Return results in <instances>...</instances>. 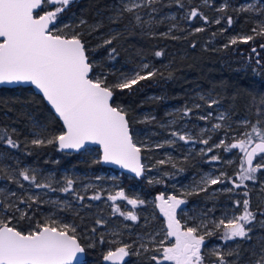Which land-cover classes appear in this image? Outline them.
Masks as SVG:
<instances>
[{
	"label": "snow or ice",
	"instance_id": "snow-or-ice-1",
	"mask_svg": "<svg viewBox=\"0 0 264 264\" xmlns=\"http://www.w3.org/2000/svg\"><path fill=\"white\" fill-rule=\"evenodd\" d=\"M144 2L151 4L153 0H144ZM68 3L69 0H0V84L30 83L34 85L62 119L65 127L62 134L47 141L34 139L31 141L33 145L57 142L60 149H80L88 143L98 144L102 146L104 162L130 169L139 176L145 170L144 164L141 163V147H138L137 142L133 140L127 112L119 105L114 106L113 89H131L140 81L155 76L156 71L150 70L144 74L137 71L115 85L107 84L106 77L101 78L93 72L94 65L89 62L85 43L82 42L79 34L68 38L59 34V30L55 27L58 13L63 11V6ZM45 4L55 5L54 10L43 11V14L37 11L42 10ZM141 6L140 3H135L127 7L126 11L132 12ZM253 7L249 5L243 10L251 11ZM188 15L189 18L200 15L207 21V17L197 9H192ZM136 20L139 22L141 17L137 15ZM215 23L219 24L220 20H216ZM227 24L229 26L232 24L231 17L227 18ZM196 31H203V29L197 28ZM252 31L256 35L264 36V26H261L260 31L256 28ZM239 39L247 43L253 40L254 36L249 35ZM105 43L111 44L112 40L109 39ZM230 43L236 44L237 38L231 39ZM261 47L264 48V45ZM252 51L255 52L256 49L253 48ZM112 52H115V48ZM155 55L159 57L163 53L157 51ZM142 68L148 69L149 65L144 64ZM189 111L191 110H186L185 114ZM206 118L201 117V119ZM250 123L245 122V124ZM259 124V121L251 124V130L246 131L241 139L226 146L229 151L238 149L243 154L241 171L238 173L239 183L233 181L236 188L241 187L244 181L255 180V173L264 168V128L258 127ZM214 127L220 128L221 125L216 124ZM171 135L185 143L192 140L190 136L179 132H172ZM7 143L13 148L18 147V144L10 138L7 139ZM168 143L171 144L174 141H168ZM200 143L208 144V140H201ZM161 146L157 145V147ZM221 146H225L224 141L214 147ZM207 151L211 152L213 148L209 147ZM257 156L260 157L261 162L254 166L253 160ZM211 159L219 160L220 157L214 155ZM167 162L158 161L159 164ZM20 175L23 180L31 181L36 188L56 191L51 184L36 183V176L29 175L28 170L22 171ZM223 175L226 174L222 173L221 176ZM204 183L215 185L221 183V179L209 177ZM20 186L23 187V185ZM60 190L65 193L73 191V181L68 179L65 187ZM199 190L207 189L201 187ZM12 195L15 196L16 193L13 192ZM76 198L79 201L84 200V196L79 194H76ZM100 198L98 194L90 197L94 200ZM108 199L113 202L124 199L133 207L144 204L143 200L129 199L123 191L110 195ZM38 200V196H29L26 200L18 198L19 204H25L29 208ZM157 200L159 211L166 218L164 238L156 241V236H151L150 240L156 245L152 249L146 244L140 245L145 252L159 253L150 257L156 264H165V262L204 264L202 247L205 236L213 235L214 230L223 226V240L246 238L251 232V228L246 225H250L256 219V213L250 210L249 200L245 199L242 214L232 217L227 223L223 219L218 223L212 222L214 230L209 229L203 222L198 226H187L182 225L181 220L177 219V209L186 203L184 199H179L176 195L167 198L160 195ZM236 203L239 206L240 201ZM19 204H7L0 200V206L5 211L14 209L15 212L20 213L19 219H24L28 213L21 210ZM114 211L119 212L125 219L138 220V216L133 211L121 212L119 207H116ZM12 219L13 217H0V264H73L77 261L78 254L85 252L75 224L64 223L49 217L30 230H21L12 224ZM96 223L99 225L103 221L97 220ZM261 224L264 225V221H261ZM201 229L204 231L201 232ZM92 231L95 232L96 229L93 228ZM169 240L172 241L170 244L167 243ZM100 242H103V237ZM88 246L95 245L89 242ZM130 247L125 244L115 250H109L104 259L111 264H123L124 258L130 254ZM136 254L139 255V252ZM214 255L217 258L216 264H229L225 254L216 251ZM77 264H79L78 261ZM255 264H264V254L256 260Z\"/></svg>",
	"mask_w": 264,
	"mask_h": 264
},
{
	"label": "trees",
	"instance_id": "trees-1",
	"mask_svg": "<svg viewBox=\"0 0 264 264\" xmlns=\"http://www.w3.org/2000/svg\"><path fill=\"white\" fill-rule=\"evenodd\" d=\"M248 1L251 0H153L150 6L156 7L157 15L169 12L172 16L161 22L156 18L148 28L136 25L130 13L125 11H121L124 17L118 20L120 12H114L112 7L116 4L122 6L120 0H75L59 13L58 18L62 21L70 18H73V22L83 21L77 28H84L86 24L93 26L91 29L87 28L88 33L79 34L85 43L90 63L95 57H101L107 69L114 70L122 64H126L125 68L128 69L143 56L154 66L155 76L140 81L131 89H113L114 105H119L127 112L128 120L130 114L145 110L154 114L153 120H161L169 106H178L185 112L189 109V96L199 90L212 92L217 104L229 117V123L244 118L251 123L239 124L237 128L249 126L251 130V124H256L257 121L260 122L258 127L264 128V48L261 47L264 45V36L252 31L264 15L262 9L244 11L247 8L244 4ZM257 2L264 4V0ZM222 3L226 4L225 8L219 7ZM192 9H197L206 16L207 21L200 15L189 18L188 14ZM228 17L232 18L230 26L227 24ZM216 20H220V23H215ZM170 24L174 26L170 28ZM114 27L120 28L119 32L107 31ZM197 28L203 31L198 32ZM236 35L238 38L252 35L254 39L247 43L237 39L236 44H231L230 39L236 38ZM105 38L111 39L112 43L106 44ZM113 48L115 52H112ZM253 48L256 49L255 52L252 51ZM157 51H161L163 55L157 57ZM93 72L95 73V67ZM116 73H108L107 83ZM35 131L41 132L44 137L50 136L51 139L61 132V125L43 98L30 87L0 86L2 153L17 155L20 159L18 165H23V162L33 163L34 166L47 165L49 169L54 168L56 175L60 176L61 170L69 168L79 172L91 169L94 173L110 170L100 162L97 148H94L96 157L91 158L82 151L62 152L56 142L33 145L31 135ZM8 138L15 141L18 147L8 145ZM55 158V163L48 162ZM178 161L175 167L170 162L157 165L163 171V181L155 186H148L145 182L143 186L158 192L163 187L170 188L169 183L173 178H183L195 171L187 160ZM123 178V183L143 179L127 178L124 174ZM75 194L78 193L74 192V196ZM239 196L247 197L242 192ZM84 199L74 202L81 206L87 198ZM95 204L105 207L101 200ZM260 206L264 213V202ZM250 210L256 213V219L250 227V238H243L241 243V259L250 253L248 247L251 242L258 235H264V225L261 224L264 214L260 215L259 207ZM74 211L77 213L74 216L75 223H78L77 231H80L82 224L88 225L83 223V219L88 220L90 217L85 207L84 210ZM93 222L96 223L95 219ZM19 229H25L23 222H20ZM79 237L82 243L84 236ZM227 261H230L228 256Z\"/></svg>",
	"mask_w": 264,
	"mask_h": 264
},
{
	"label": "rangeland",
	"instance_id": "rangeland-1",
	"mask_svg": "<svg viewBox=\"0 0 264 264\" xmlns=\"http://www.w3.org/2000/svg\"><path fill=\"white\" fill-rule=\"evenodd\" d=\"M120 2L123 4L122 6L116 4L112 7L114 12H120L118 20L124 17L121 11H125L130 13L134 23L142 28L151 27V22L156 18H158V22H161L163 19L167 20V18L172 16L169 12H161L157 15L156 7H151L144 0H120ZM135 3H140L142 6L135 8L132 12L126 11L127 7ZM249 5L254 6L253 9L255 11L264 9V4L258 3L257 0H251L244 4L245 7ZM225 6L226 4L222 3L219 7L225 8ZM262 14L264 15V11ZM137 15L141 17L139 22L136 20ZM57 19L58 15L55 27L59 30V34L66 37L88 33L89 30L87 28H93L90 24H86L84 28H77L82 21L73 22L71 20L73 18L68 21H57ZM173 26V24H170V28ZM254 26L257 31H260L261 26H264V18ZM115 30L119 32L120 28H109L107 31L114 32ZM235 37L239 39L237 35ZM104 40L108 39L105 38ZM92 64L95 67V74L101 76V78H107L109 72H117L115 76L109 79V83L106 81L109 85H115L125 77H131L137 71H141V74H144L155 69L150 61L143 56L139 57L138 62L128 69L125 68L126 64H122L119 68H114V70L107 69L101 57H95L92 60ZM144 64H148L149 68L143 69L142 66ZM213 101L216 102V98L212 92L195 90L188 98L187 106L191 111L187 112V114H185L186 111H181L178 106H169L164 111V116L161 120H153L154 114L145 110L138 114H130L129 123L133 140L137 142V146L141 147L142 151V163L145 166V175L142 180L147 182L148 186H155L160 183L163 176V171L157 168L160 160L168 161L171 165L178 164L176 163L178 160H187L195 171L189 176L183 177L184 179L182 180L176 179L170 182V188L167 187L160 193L165 198L176 195L177 198L186 201L177 209V219L181 220L182 225L198 226L203 222L208 225L209 229L214 230L212 222L218 223L223 219L227 223L232 217L241 215L245 199L249 200L250 209L259 207V213L260 215L262 214L263 211L260 209V205L264 202V168L255 173V180L244 181L241 187H235L233 181L239 183L238 173L241 171L240 164L243 154L238 149L229 151L226 146L237 142L246 131H250V128L249 126L237 128L239 124L246 122L244 118L235 123L233 121L229 123L227 120L229 117L226 112L221 109L217 102L212 103ZM196 105H199V107H196ZM201 117L207 118L201 119ZM216 124H220L221 127L215 128ZM223 127L225 130H222ZM172 132L188 135L192 140L185 143L179 140L178 137L172 136ZM34 133L31 135V141L34 139H44L45 141L50 139V136L44 137L39 131ZM204 139L208 140V144L200 143ZM168 141H174V143L170 144ZM221 141H224L225 146L214 147ZM157 145L162 146L157 147ZM209 147H212L213 151L208 152L207 149ZM82 152L88 154L91 158L96 157L94 147H86ZM214 155L219 156L220 159L212 160L211 157ZM203 157L204 159H202ZM56 160L57 158L48 162L52 164ZM19 161L20 159L17 155L5 154L0 151V197L2 201L7 204L17 205L19 204L18 198L26 200L29 196H38L39 200L36 203H32L30 208L25 204H19L20 209L28 213V216L24 219H19L20 213L15 212L14 209L5 211L2 206H0V217H13L12 224L18 228L20 222H23L25 225L23 230H30L36 224L44 222L49 217L78 226V223H75L74 220V216L77 214L74 210H84L85 207L86 213L90 218L88 220L83 219V223H88V226L80 224L82 227H80V231H77L79 235L84 236L82 240L85 244H89V242L94 244L98 240L97 238L95 239V236L100 234L103 237V242L107 244L106 251L127 244L131 246L129 253L133 255L134 260L156 264L150 257L159 255V253L154 251L145 252L140 248V245L146 244L150 249L156 247L150 237L155 235L156 241L164 238L166 219L164 220L163 214L159 211L158 201L154 196L147 194V189L141 185V182H135L136 186L126 182L123 183V173L110 168V170H100L97 173H94L91 169L79 172L69 168L61 170L60 176V174L56 175L54 168L49 169L47 165L34 166L33 163L27 162H23V165H18ZM203 162L207 164L205 168L202 167ZM258 162H261L259 156L253 165L255 166ZM24 170H28L29 175L36 176V183L51 184L56 191L47 188H36L31 181L23 180L20 173ZM222 173L226 175L221 176ZM125 176L131 178L128 175ZM209 177H220L221 183L215 185L205 184L204 181ZM68 179L73 181V191L65 193L60 189L65 187ZM20 185H23V187ZM201 187L207 190L200 191ZM120 191H123L129 199L143 200L144 204L133 207L124 199H117L115 202L108 199L110 195H115ZM13 192L16 193L15 196L12 195ZM74 192L87 198L84 205L78 206L75 204L74 201H78V199L74 196ZM241 192L244 194L247 192V197L239 196ZM97 194L100 195L101 198L99 200L105 204V207H108V210L105 211V207L95 204L99 200L90 199V197ZM68 195H71V197L69 198ZM237 201H240L239 206H237ZM116 207H119L121 212L133 211L138 216V220L125 219L119 212L114 211ZM157 217L161 218L154 224L155 226H149L150 221ZM92 218L95 221H103V223L99 225L93 224ZM251 226L252 223L246 225V227ZM93 228L96 229L95 232L92 231ZM135 228H139V230H135ZM203 231L204 229H201V232ZM223 232L224 228L221 226L218 230H214L213 235L205 236V242L202 247L204 264H216L217 258L214 255L216 251L225 254L226 260L227 256L230 257L229 262L232 264H255L256 260L264 254V235H258L251 242L248 247L250 253L246 258L241 259L240 251L243 248L241 245L243 238L225 241L222 239ZM157 233L159 235H156ZM171 242L169 240L167 243L170 244ZM137 252H139V255L136 254ZM228 253H232V255H227ZM81 264H87V262ZM165 264H171V262H165Z\"/></svg>",
	"mask_w": 264,
	"mask_h": 264
},
{
	"label": "flooded vegetation",
	"instance_id": "flooded-vegetation-1",
	"mask_svg": "<svg viewBox=\"0 0 264 264\" xmlns=\"http://www.w3.org/2000/svg\"><path fill=\"white\" fill-rule=\"evenodd\" d=\"M73 1H75V0H69V3H71V2H73ZM69 3H68V5H69ZM68 5H66V6H63V9L65 8V7H67ZM54 6L55 5H52V4H45V5H43L42 6V10H41V13L43 12V11H50V10H52V8H54ZM59 15V14H58ZM57 21H62V19H60V18H58L57 19ZM131 127V126H130ZM203 159H204V157H203ZM207 166V164L206 163H204L203 162V168H205ZM108 168V167H107ZM111 169V168H110ZM113 170V169H112ZM144 175H145V170H144V174L141 176V177H143L144 178ZM189 176V175H188ZM187 177V176H186ZM1 178V177H0ZM176 179H184V178H182V177H176V178H173V180L172 181H175ZM160 181H163V180H160ZM171 181V182H172ZM135 182H141L142 184V186H143V184L145 183V181H143L142 179L141 180H134V181H132L131 183H130V185H132V186H136V184H135ZM144 187V186H143ZM146 188V187H145ZM165 188H167V187H163L160 191H152V190H149V189H147V194H149V195H151V196H154L155 197V199L157 200V197L158 196H160V195H163V194H161L160 192H162ZM189 199L191 200V198L189 197ZM0 200H2L1 199V197H0ZM158 201V200H157ZM109 202V201H108ZM158 204H159V201H158ZM106 210H108V207H105V211ZM163 216V215H162ZM161 216V217H162ZM161 217H157V218H153L151 221H150V224H149V226H151V227H153V226H155L154 224H156L157 223V221L161 218ZM164 217V216H163ZM166 218L164 217V220H165ZM93 224H97V223H94L93 222ZM88 226V225H87ZM135 230H139V228H135ZM98 239L97 241H95L94 242V247H89L88 245L89 244H85V242H82V245L85 247V259H84V263L85 262H87V264H111V262H109V261H106L105 259H104V256L107 254V252L109 251H106L107 250V244L106 243H104V242H100V240H101V235L100 234H97L96 236H95V239ZM117 248V247H116ZM116 248H113V249H110V250H115ZM82 262V263H83ZM148 264V262L146 261L145 263H142L141 261H139V260H134L133 259V255H131V254H129V256H127L126 257V260H124L123 261V264Z\"/></svg>",
	"mask_w": 264,
	"mask_h": 264
},
{
	"label": "water",
	"instance_id": "water-1",
	"mask_svg": "<svg viewBox=\"0 0 264 264\" xmlns=\"http://www.w3.org/2000/svg\"><path fill=\"white\" fill-rule=\"evenodd\" d=\"M37 11H40L41 12V10H37ZM41 14H43V12ZM68 38H71V37H68ZM0 86L10 87V88H12V87L13 88L14 87H30L35 93L39 94L43 98V100L45 101L47 107L50 109V111L53 113V115L59 121V123L61 125V132L58 135L62 134L65 131V127L63 125L62 119L59 118L58 114L55 112V110L51 106V104L43 97V94L34 85H32L30 83H12V84L5 83V84H0ZM129 127H130V123H129ZM130 130H131V127H130ZM56 144H57V146L59 148V145H58L57 142H56ZM86 147H94V148H97L98 149L100 162L105 167L111 168V169H113L115 171H118L120 173H123V174L128 175V176L133 177V178H139V177H141L144 174V172H143L141 175L138 176L136 173L132 172L130 169L123 168V167H121L120 165H117V164L104 162L103 161V158H102L103 157V149H102V146H100L98 144L88 143V144H86L84 147H82L80 149H60L59 148V150L62 151V152H65V153H79L82 150H84ZM256 158L253 160V164H254ZM141 163H142V151H141ZM84 259H85V252L83 254H78L77 261L79 262V264H81L84 261ZM124 260H126V257L124 258ZM77 261H74L73 264H77Z\"/></svg>",
	"mask_w": 264,
	"mask_h": 264
}]
</instances>
